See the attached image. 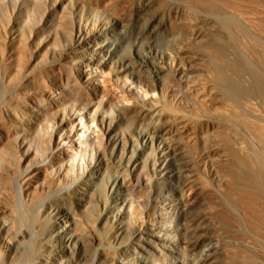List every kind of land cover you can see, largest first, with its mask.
I'll list each match as a JSON object with an SVG mask.
<instances>
[{
	"label": "bare ground",
	"instance_id": "1",
	"mask_svg": "<svg viewBox=\"0 0 264 264\" xmlns=\"http://www.w3.org/2000/svg\"><path fill=\"white\" fill-rule=\"evenodd\" d=\"M225 1L241 12L249 7L247 0ZM215 3L214 0L0 3V264L23 260L27 264H79V257L86 258L84 254L91 250L94 253L89 264H136L139 258L140 264H220L222 250L213 238L206 213L199 211L201 216L191 218L201 209L206 194L191 195L190 190L187 194L182 189L176 190L165 201L156 202L159 203L154 205L156 208L145 216L137 211L136 204L127 200L121 205L107 204L108 197L117 195V188L124 190L128 185L126 175L120 169L115 174L114 169L124 162L131 172L142 169L146 164L144 154L153 148L162 159L158 173L179 186L190 167L188 149L169 138L185 137L186 144L191 146L194 144L191 132L197 123L213 129L223 124L234 130L230 132L233 137L242 130L247 133L250 143L229 146L235 169L230 172L237 174L235 184L239 186L253 181L255 187L249 184L250 187L264 202V69L260 71L259 100L254 98L260 101L258 114L253 108L257 101L251 103L248 91L229 82L219 67H213L214 79L223 97L237 107L233 112L210 114L209 99L189 93L186 95L194 105L190 113L161 108L167 91L164 74L186 81L190 78L186 75L197 73L198 62L205 57L190 45L191 38L166 34L167 22L183 13L193 16L195 4L208 8ZM262 42L259 52L264 64ZM39 71L45 73L42 79L45 81L41 83L37 79ZM152 109H155L153 122L146 127L137 126L143 130L140 135L143 144L136 146L138 140L130 132L132 126L124 122L130 116L153 113ZM214 142L201 139L212 167L213 156L219 151ZM89 152L93 160L77 161ZM247 185L242 189L249 191ZM96 213L95 220L101 221V228L106 227L117 242L118 256L104 254L107 247L101 243V233L81 224V219L90 221ZM13 215L18 225L12 224L16 227L12 231ZM168 217L171 219L165 220ZM169 221L173 224H168ZM131 249L140 257L128 258L125 254ZM191 250H197L199 255L186 257L185 252ZM151 253L155 254L154 260L149 259Z\"/></svg>",
	"mask_w": 264,
	"mask_h": 264
},
{
	"label": "rangeland",
	"instance_id": "2",
	"mask_svg": "<svg viewBox=\"0 0 264 264\" xmlns=\"http://www.w3.org/2000/svg\"><path fill=\"white\" fill-rule=\"evenodd\" d=\"M215 1L217 3H215ZM6 2H8V0H0L1 5H4V3ZM247 2L246 4H248L249 7H247V5L245 4L247 8H245V10L243 9V12H241V10L239 11L237 8L233 7L231 3H227V1L225 0H214L215 5L213 4V6L208 8L200 5L197 7V3V5H193V7L195 6L193 16L192 14L186 15L185 13H183V15H181L180 17L171 18L170 21L167 22L166 34L172 37L191 38V41L193 42L190 45L193 47V49H195V51H198L201 55L203 54L202 56H205L203 57V60L205 61L202 60L198 62L199 64L197 65L196 69L197 73H190L186 75V77H190L186 81L182 79H174L170 75L164 74L163 77L167 84V91L164 98V107L161 106V108L168 107L180 113H190L194 109V105L190 103L188 96L186 95L189 93L190 96H196L198 98L205 97L209 99L210 102L207 107V112L210 114L217 115V113L223 114L224 112H233L232 109H237V107H233L234 105L230 103V101L228 102V100L223 97L218 82L214 79L215 70L213 69V67H219L224 72L223 74L226 75L224 77H227L226 79H228L229 82H233V84L235 85L238 84L239 88H242L243 90L246 89V92L248 91V93L251 95H249V101L252 100L251 103H255L257 101V104H253V106H255L253 108H255V111L258 110L257 114L260 112L258 88L260 82V71L264 69V64H262L259 50L261 45L260 42L263 41L262 43H264V31H262V29H264V0H247ZM231 20L234 22V25L233 23H231ZM96 22H98V17L95 20V23ZM187 22H189L190 24ZM227 22H229V24ZM260 30L262 32H260ZM210 63L213 66H211ZM226 65H228L229 67ZM36 73L39 83L45 81L42 80L45 79V73L43 74L42 71ZM133 84L134 83H130L133 88H136V86H134ZM252 93L255 94V96L257 95V97L252 95ZM254 98H257L258 100ZM223 99L226 101H223ZM229 105H231V107ZM157 110L158 109H156V111ZM152 111L154 114L151 112L150 114L142 115V117L130 116V118L124 122V124H131L132 127L130 129V132L134 136L135 140H138V143L135 142L137 143L136 146H141L143 144V140L140 136L143 130L140 131L137 126L146 127L147 125H150L151 122H153V117H155V109H152ZM235 112H237V110ZM77 121L80 125L82 124L81 116H78ZM197 124L192 130L193 132H191V136L194 141V144L191 145L192 147L186 144L185 137L182 138L176 135L172 138H169L171 142L177 144V142L179 141L181 145H184L185 149H188L187 157L190 167L186 169L188 170L187 172H185L187 173V175H185V173V176L183 175L184 177L182 178V180L184 179V181H181L180 184L177 183L179 186H176L175 183H169V181L165 177H161V174L158 173L159 167L162 164V159L158 154L156 155L155 148H153V151L148 150L144 154L146 164L142 169H136L131 172L130 167L125 162L122 163L119 168L116 167L114 169L115 174L117 173L116 169H120V172L122 171L123 176L126 175L125 178L129 180L126 189L123 190L121 188V190L120 188H117V195L110 197V199L109 197L107 198V204H109L110 206H115L116 204L121 205L122 202H126L127 200L128 202H132L134 205L136 204L135 206L137 207V211L141 214V216H145L147 212L152 211L156 208V204H159L160 202L165 201L166 198L171 197L176 190L181 191L182 189L183 191H186V194L188 193L187 191L190 190L189 193H191V195H197L198 193L206 194L204 202H202L200 205L201 209L192 214L191 218L201 216V212L199 213V211H204L206 213L205 219L211 225V233L213 235V238L217 240V245L222 250L223 256L221 260H223H220V264H264V214L262 213L264 209V202L262 200H259L261 196L259 197V195L255 194L256 192H254L253 188L250 187L249 184L254 185L253 181L248 182L247 180L248 185H246L247 187L249 186V191L247 189V191L245 189L243 190L242 188H244L246 185L242 187V185L239 186V183L235 184V182H238L235 179L237 178V174L236 172H234L236 175L231 173L235 169L234 167H232L234 166V162H232L233 151H230L231 147L229 146H233L234 143L236 144L239 142L243 144L246 143L244 145H247L248 143H250V137L247 136V133L243 130L239 133H236L235 137H233L234 133L231 134L230 132L234 130L228 129V127L224 126L223 124H219V126H222L223 129L220 127H214L213 129L211 126L206 127L204 124ZM35 132L37 131L35 130ZM38 133L39 132H37V135ZM37 137H39V135ZM202 138L215 141L214 143L219 150L218 154L213 156V158H215L213 167L209 164V160L211 157L201 146ZM189 147L193 148L190 149L191 152L189 151ZM19 153L20 152L18 151L15 152L17 156H19ZM88 154L89 155L85 157L79 156L77 158V161L79 160L84 162L86 160H91L93 155H91L90 152ZM18 159L19 158L15 160L17 164ZM238 187H241V189H237ZM253 187H255V185ZM245 191L250 192L252 196ZM246 194H249L251 198L249 199V195ZM11 195L14 196L13 192L11 193ZM11 195H9V198L11 197ZM238 195H240V197ZM253 195H256L258 197H253ZM257 200H259L260 202L262 201L263 203L261 202L262 204H260V202ZM229 202H232V204ZM7 204H10V202H7ZM253 204L255 205L253 206ZM246 205L250 208H248ZM12 217V220L15 219L14 215ZM41 217L42 216H40V218ZM97 217L98 215L96 213L94 219L92 218V220L90 221L81 219V224L84 226H90L93 230L101 233V243L105 247H107L106 249H103L104 254L118 256V253L116 252L117 242L114 241L112 236H109L105 229L106 227L101 228V221L97 220ZM9 218L11 219V216ZM95 218L97 219L95 220ZM170 219L171 217H168V219L165 218V220ZM17 221L18 220L16 219L15 221H11L13 222L10 223V228L12 231L14 230V228L16 229V227H12V224H14V226H17ZM109 224L110 223H108V225ZM168 224L173 223L169 221ZM125 240L130 241L129 238H126ZM93 253L94 251L91 250L90 253L84 254L86 258L83 259V256L79 257V264H89ZM185 253L186 254L184 255H186V257L188 258H196L197 255H199V252H197V250H191L190 252L186 251ZM127 254L125 255L128 258H135L136 256L137 258L140 257L138 252H136L135 254L132 249L127 252ZM154 255V253L149 254V259L151 258L152 260H154ZM139 259L137 260V262H135L136 264H140ZM118 260L120 261L122 259ZM20 263L27 264L24 260L19 261L18 264Z\"/></svg>",
	"mask_w": 264,
	"mask_h": 264
}]
</instances>
